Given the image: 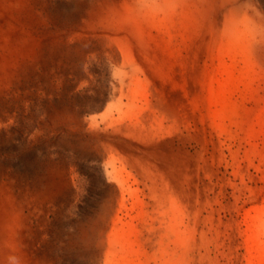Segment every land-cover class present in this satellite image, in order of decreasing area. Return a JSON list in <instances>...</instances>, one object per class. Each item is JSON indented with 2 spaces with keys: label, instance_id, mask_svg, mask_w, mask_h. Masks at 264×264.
<instances>
[{
  "label": "rangeland",
  "instance_id": "obj_1",
  "mask_svg": "<svg viewBox=\"0 0 264 264\" xmlns=\"http://www.w3.org/2000/svg\"><path fill=\"white\" fill-rule=\"evenodd\" d=\"M0 0V264H264V0Z\"/></svg>",
  "mask_w": 264,
  "mask_h": 264
},
{
  "label": "bare ground",
  "instance_id": "obj_2",
  "mask_svg": "<svg viewBox=\"0 0 264 264\" xmlns=\"http://www.w3.org/2000/svg\"><path fill=\"white\" fill-rule=\"evenodd\" d=\"M218 4L220 7L217 17L221 16L219 30L223 34L236 30L241 4H238V0H220Z\"/></svg>",
  "mask_w": 264,
  "mask_h": 264
}]
</instances>
